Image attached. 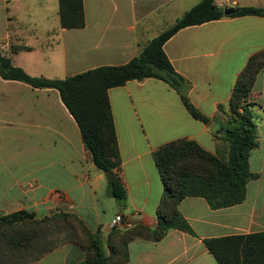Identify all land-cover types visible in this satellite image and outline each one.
<instances>
[{
	"label": "crops",
	"instance_id": "0c3cea01",
	"mask_svg": "<svg viewBox=\"0 0 264 264\" xmlns=\"http://www.w3.org/2000/svg\"><path fill=\"white\" fill-rule=\"evenodd\" d=\"M200 1L84 0L85 26L68 29L60 24L59 0H0V49L27 72L25 57L37 51L48 61L58 54L65 76L121 65ZM216 3L264 9V0ZM12 43L33 50L10 54ZM263 49L262 15L184 27L164 44L176 71L190 81L188 96L207 122L193 117L181 95L163 80H130L109 90L122 159L118 172L127 189L123 202L110 194L106 174L90 160L80 127L59 91L0 75V217L23 210L41 219L70 211L98 232L102 242L117 226L119 214L134 224L156 227L165 188L154 151L181 138L196 140L213 153L226 151L215 132L224 134L233 85L249 58ZM252 100L258 103L252 112L259 146L249 158L256 177L248 182L246 199L214 209L204 197H185L179 210L194 233L172 229L159 242L135 238L123 264H219L204 239L264 231V68ZM84 259V249L68 242L31 264H81Z\"/></svg>",
	"mask_w": 264,
	"mask_h": 264
},
{
	"label": "trees",
	"instance_id": "16d2710c",
	"mask_svg": "<svg viewBox=\"0 0 264 264\" xmlns=\"http://www.w3.org/2000/svg\"><path fill=\"white\" fill-rule=\"evenodd\" d=\"M226 15L216 0H201L177 21L159 32L132 59L119 65H103L65 77L31 75L15 65L11 55L0 49V75L4 79L23 81L33 88L56 89L78 123L90 160L107 177L109 192L121 202L127 199L122 176V159L109 90L130 80L159 79L171 84L181 95L193 117L204 122L201 113L188 96L190 81L178 73L164 50V44L180 29L213 20L242 15H262L264 9L241 7ZM62 28L85 26L84 0H59ZM10 54L31 51L33 46L12 43ZM264 68V49L254 53L235 83L223 139L226 151L213 153L196 140L181 138L170 141L153 153L165 193L157 212L158 224L148 227L133 224L130 228L115 226L105 242L76 213L60 211L44 218L34 212L16 211L0 217V264H31L48 252L68 243L79 244L85 251L81 264H123L129 261V243L135 238L161 241L172 229L194 233L180 210L188 196L204 197L214 209L233 206L247 197L248 182L256 177L250 168L252 150L259 146L257 119L252 108L255 80ZM220 111L225 108L219 106ZM117 170V171H116ZM219 264H264V231L233 234L204 239Z\"/></svg>",
	"mask_w": 264,
	"mask_h": 264
},
{
	"label": "rangeland",
	"instance_id": "374dc122",
	"mask_svg": "<svg viewBox=\"0 0 264 264\" xmlns=\"http://www.w3.org/2000/svg\"><path fill=\"white\" fill-rule=\"evenodd\" d=\"M54 54V59L48 61L41 51L26 55L25 60L29 63L28 73L32 75H52L51 77H65L64 70H60L61 58Z\"/></svg>",
	"mask_w": 264,
	"mask_h": 264
},
{
	"label": "built area",
	"instance_id": "2783aa9c",
	"mask_svg": "<svg viewBox=\"0 0 264 264\" xmlns=\"http://www.w3.org/2000/svg\"><path fill=\"white\" fill-rule=\"evenodd\" d=\"M117 227L119 228H130L133 226V221L128 217L122 214L117 215Z\"/></svg>",
	"mask_w": 264,
	"mask_h": 264
},
{
	"label": "water",
	"instance_id": "95a60500",
	"mask_svg": "<svg viewBox=\"0 0 264 264\" xmlns=\"http://www.w3.org/2000/svg\"><path fill=\"white\" fill-rule=\"evenodd\" d=\"M237 11H238V9H236L234 7L224 8V12H225L226 15L236 13ZM101 242H102V240H101Z\"/></svg>",
	"mask_w": 264,
	"mask_h": 264
}]
</instances>
